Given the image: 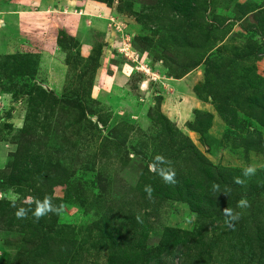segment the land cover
<instances>
[{
	"label": "rangeland",
	"instance_id": "1",
	"mask_svg": "<svg viewBox=\"0 0 264 264\" xmlns=\"http://www.w3.org/2000/svg\"><path fill=\"white\" fill-rule=\"evenodd\" d=\"M0 264H264V0H0Z\"/></svg>",
	"mask_w": 264,
	"mask_h": 264
},
{
	"label": "clouds",
	"instance_id": "2",
	"mask_svg": "<svg viewBox=\"0 0 264 264\" xmlns=\"http://www.w3.org/2000/svg\"><path fill=\"white\" fill-rule=\"evenodd\" d=\"M155 161L159 162L161 165H165L167 162L165 161V158L161 155H156L155 156ZM150 170L157 172V174L162 178V180L165 183L173 184L176 182L175 180V172L174 170L170 169L169 167L166 166H161L159 168L153 167L150 165ZM256 169L252 166H249L243 170L244 176H250L254 174ZM236 183H243V181L237 177L236 178ZM145 192L151 195L152 188L150 185L145 186ZM29 205L33 203L31 199H28L26 201ZM13 207H16L15 201H13ZM238 207L240 208H246L248 207V200L246 198H241L238 201ZM62 210V206H56L51 202L50 197H45L42 201L41 200H36L35 201V208L34 209H26L24 207H19L16 209L15 215L18 219H23L27 216L28 212L31 211L32 215L38 220L41 217L47 215L48 213H54V214H59V212ZM223 216L226 218L225 223L228 226H233L234 222L239 219V214H235L232 209L230 208H225L223 210Z\"/></svg>",
	"mask_w": 264,
	"mask_h": 264
},
{
	"label": "trees",
	"instance_id": "3",
	"mask_svg": "<svg viewBox=\"0 0 264 264\" xmlns=\"http://www.w3.org/2000/svg\"><path fill=\"white\" fill-rule=\"evenodd\" d=\"M174 231H177V230H174ZM170 241H171L170 238L167 237L166 240H165V243H164L163 247H165L166 245H168V243Z\"/></svg>",
	"mask_w": 264,
	"mask_h": 264
}]
</instances>
